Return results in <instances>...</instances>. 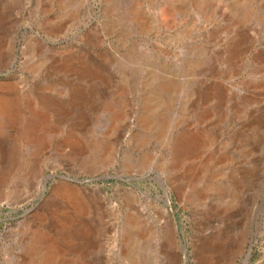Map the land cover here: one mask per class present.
I'll list each match as a JSON object with an SVG mask.
<instances>
[{"label":"rangeland","instance_id":"1","mask_svg":"<svg viewBox=\"0 0 264 264\" xmlns=\"http://www.w3.org/2000/svg\"><path fill=\"white\" fill-rule=\"evenodd\" d=\"M171 1L0 0V94L15 104L0 129V264L45 251L49 264H198L199 239L236 244L203 264H240L254 239L245 264H264V0ZM48 173L105 178L54 176L41 194ZM129 193L148 212L134 239Z\"/></svg>","mask_w":264,"mask_h":264},{"label":"bare ground","instance_id":"2","mask_svg":"<svg viewBox=\"0 0 264 264\" xmlns=\"http://www.w3.org/2000/svg\"><path fill=\"white\" fill-rule=\"evenodd\" d=\"M167 3L171 9L177 10L178 7L175 4H173V2L171 0H167ZM171 85L173 86L172 83L168 84V86H166V83H165V86H163L164 90L166 89L169 91L171 89ZM14 106H15L14 100L11 96L6 95V94H0V129L2 128L3 125H5L6 123L13 120V113L12 112H13ZM35 114L37 115L36 112H35ZM41 123H43V122H41ZM39 124H40V122L36 118L27 119V121H25V123H24L26 133L28 135H30L37 128V126ZM182 155H184V152L181 148L174 149V151H172V156H171L172 164H176L182 158L181 157ZM206 159H207L206 156H204V158H201L199 162H197L194 166L191 167V169L188 171L187 175L184 178L183 182L185 185L186 184L192 185L193 182L198 178V176L202 170V167L206 164L205 163ZM175 187H176V191L178 194H181L183 192V185L181 183L175 184ZM222 187H223L222 184L218 185V186L210 184L209 186L207 185L205 188L207 190L216 191L218 189H221ZM42 190H44V179H43V183H42ZM65 192H66L65 188L58 186L54 189L53 195H58V194L65 193ZM129 194L126 195V199L121 204L122 205L121 215H122V224H123L124 235L130 236L131 239H134V238H139V236L141 235L142 221H143L142 217H143L144 213L148 214V212L146 211L147 208L142 203V198H140L138 193H135V194L129 193ZM143 194H144V196L150 197V195H148L145 192ZM202 194H203V191L198 190L197 192H195L194 198L196 200H198ZM146 202L148 205L153 204V202L151 200H147ZM161 210L162 211L156 212L157 213V219L158 220L163 219L164 225L170 224L171 221H170V218L165 215V209H161ZM163 211H164V213H163ZM163 229H164V238L166 240L165 245L168 249L167 255L170 256L169 253L173 251L171 233L167 227L164 226ZM38 237H39L38 233L34 234V237L32 240L31 252H33V250H35L37 248L36 244H37ZM235 246H236V244L233 242L225 243L222 246L221 244L216 243V242L214 244H210L205 239H199L198 242L196 243V246L191 251V254H192L196 263H198V264L199 263L200 264L201 263L202 264L203 263H209L210 261L206 258V255H208L209 253H211V252L218 253V254H221V256H224V258H226V257L228 258L230 253H232L231 251H233V249L235 248ZM181 247H182V244H181ZM182 249L184 250L183 247H182ZM54 255H55L54 252L45 251L36 259L32 258V260L34 263H38V264H49L53 260ZM169 264H171V263H169Z\"/></svg>","mask_w":264,"mask_h":264},{"label":"water","instance_id":"3","mask_svg":"<svg viewBox=\"0 0 264 264\" xmlns=\"http://www.w3.org/2000/svg\"><path fill=\"white\" fill-rule=\"evenodd\" d=\"M30 32H34L33 29H30ZM19 42V41H18ZM52 44L58 43V41H52ZM18 50V47H17ZM54 176H59L60 178L66 179V180H70L73 181L75 183H83V182H89V181H97L101 178H105V177H95V178H77V176H66L63 174H56V173H48L44 175V189H45V183L46 180H48L49 178H54ZM44 190L41 191V194L43 193ZM41 197V196H39ZM256 242V239L254 240H249L248 246L244 249L243 253H242V257L240 258V264H245L247 262V260L249 259L250 255H251V251H252V247L254 245V243ZM182 247L184 248L183 244ZM185 249V248H184Z\"/></svg>","mask_w":264,"mask_h":264}]
</instances>
